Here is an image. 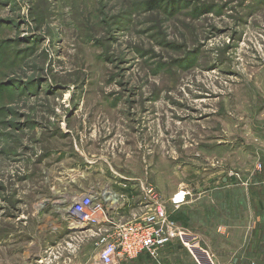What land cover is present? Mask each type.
<instances>
[{"label": "rangeland", "instance_id": "374dc122", "mask_svg": "<svg viewBox=\"0 0 264 264\" xmlns=\"http://www.w3.org/2000/svg\"><path fill=\"white\" fill-rule=\"evenodd\" d=\"M149 187L159 260L264 264V0H0V264H97Z\"/></svg>", "mask_w": 264, "mask_h": 264}, {"label": "built area", "instance_id": "2783aa9c", "mask_svg": "<svg viewBox=\"0 0 264 264\" xmlns=\"http://www.w3.org/2000/svg\"><path fill=\"white\" fill-rule=\"evenodd\" d=\"M258 169L261 170V166ZM145 192L151 200L150 209L140 218L116 222L113 231L100 238L97 243V264H122L142 253L157 259L160 249L170 242L173 228L166 208L159 202V196L153 187ZM119 201L117 193L94 188L86 191L70 207L71 214L76 217L74 224L97 222V217L105 210V206L117 210Z\"/></svg>", "mask_w": 264, "mask_h": 264}, {"label": "crops", "instance_id": "0c3cea01", "mask_svg": "<svg viewBox=\"0 0 264 264\" xmlns=\"http://www.w3.org/2000/svg\"><path fill=\"white\" fill-rule=\"evenodd\" d=\"M163 249V248H162ZM203 264H206V262H202ZM122 264H196L194 262H187V261H180V260H175V261H161L158 258L157 259H152L150 258L149 260H139V259H134V260H128L123 262ZM201 264V263H199Z\"/></svg>", "mask_w": 264, "mask_h": 264}, {"label": "bare ground", "instance_id": "6f19581e", "mask_svg": "<svg viewBox=\"0 0 264 264\" xmlns=\"http://www.w3.org/2000/svg\"><path fill=\"white\" fill-rule=\"evenodd\" d=\"M69 225H73L74 226V222L71 221Z\"/></svg>", "mask_w": 264, "mask_h": 264}]
</instances>
